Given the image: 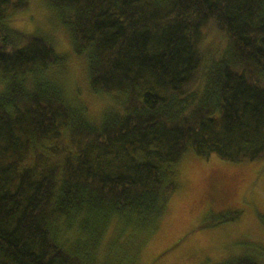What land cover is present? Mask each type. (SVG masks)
<instances>
[{
  "label": "trees",
  "instance_id": "obj_1",
  "mask_svg": "<svg viewBox=\"0 0 264 264\" xmlns=\"http://www.w3.org/2000/svg\"><path fill=\"white\" fill-rule=\"evenodd\" d=\"M29 2L0 0V264H99L110 225L151 231L187 151L264 158V0H42L99 122L67 56L9 26Z\"/></svg>",
  "mask_w": 264,
  "mask_h": 264
},
{
  "label": "rangeland",
  "instance_id": "obj_2",
  "mask_svg": "<svg viewBox=\"0 0 264 264\" xmlns=\"http://www.w3.org/2000/svg\"><path fill=\"white\" fill-rule=\"evenodd\" d=\"M9 26L45 36L67 56L62 71L66 88L74 95L81 91L76 95L88 118L99 122L110 99L88 94L83 59L71 54L66 31L42 0H30ZM173 170L177 188L151 231L139 227L138 236L132 226L110 225L99 264H224L238 258L264 264V158L228 163L187 151Z\"/></svg>",
  "mask_w": 264,
  "mask_h": 264
}]
</instances>
